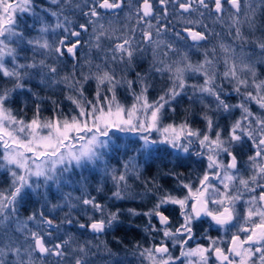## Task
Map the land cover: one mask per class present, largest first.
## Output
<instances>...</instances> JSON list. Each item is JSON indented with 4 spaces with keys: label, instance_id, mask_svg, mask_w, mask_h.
Returning a JSON list of instances; mask_svg holds the SVG:
<instances>
[{
    "label": "snow or ice",
    "instance_id": "obj_1",
    "mask_svg": "<svg viewBox=\"0 0 264 264\" xmlns=\"http://www.w3.org/2000/svg\"><path fill=\"white\" fill-rule=\"evenodd\" d=\"M0 264H264V0H0Z\"/></svg>",
    "mask_w": 264,
    "mask_h": 264
},
{
    "label": "trees",
    "instance_id": "obj_2",
    "mask_svg": "<svg viewBox=\"0 0 264 264\" xmlns=\"http://www.w3.org/2000/svg\"><path fill=\"white\" fill-rule=\"evenodd\" d=\"M89 92L91 93V89H89ZM118 95L121 98V100L125 99V94L123 93L122 90L118 93ZM155 95H156V93H152L150 98H153ZM59 98L62 99V96H60ZM128 101H129V97L127 98V102ZM64 103H65V105H67V101H65ZM185 107H187L186 102L181 104L178 107L177 119H179V117H181L183 115V109ZM50 114H51L50 112L44 113V115H50ZM31 116H32V106L29 103V106L27 109V117L31 118ZM113 163H115V161H113ZM172 170H175L176 172H183V173L187 174L191 169L189 170L188 168L177 167L176 162L173 158L166 157L164 159L155 160L154 162H152L151 168L146 169L144 175L146 178H151V177L157 176V172L159 171L161 173V177H157V179L163 185V188L164 189H172L175 187V181L171 177H163L162 178V174L164 172L172 171ZM100 179H101L100 175L97 174L94 179L90 180V184L92 185V189H90V190H92L93 195H97L93 189H94L96 183L98 181H100ZM111 188H112L111 182H108L106 184L105 193L98 195L97 198L99 200H101L102 202H104L106 196L110 195L109 190ZM136 190L142 191L143 189H142V187H137ZM65 191L67 192V191H73V190L71 188H66ZM73 195H79V193L76 191H73ZM151 205H152L151 200H145L143 202H141L139 200H137L135 202H115L113 205V210L115 209V206H119L121 208L136 207L140 210H147L148 208L151 207ZM26 207L28 208L29 211H31L33 208H39V204L30 203ZM145 223H146V220L143 217L133 218V217L127 216V214L122 215L121 216V224L119 226V229L118 230H111L107 234V236L104 238L110 242L111 247L113 248V251L119 252L121 255H123L125 245H127L128 248H131L132 245H134L137 241L144 243L145 234L142 231V228H143ZM117 240H121V241H123V243L117 244L116 243Z\"/></svg>",
    "mask_w": 264,
    "mask_h": 264
},
{
    "label": "rangeland",
    "instance_id": "obj_3",
    "mask_svg": "<svg viewBox=\"0 0 264 264\" xmlns=\"http://www.w3.org/2000/svg\"><path fill=\"white\" fill-rule=\"evenodd\" d=\"M200 57L198 56V55H193L192 56V59H193V61H195V59L197 60V59H199ZM128 104H130L131 103V98L129 97V101L127 102ZM195 126H200V127H202V124H197V125H195ZM121 135H123V134H121ZM174 162V161H173ZM193 167H196V166H193ZM189 170H190V168H188Z\"/></svg>",
    "mask_w": 264,
    "mask_h": 264
},
{
    "label": "flooded vegetation",
    "instance_id": "obj_4",
    "mask_svg": "<svg viewBox=\"0 0 264 264\" xmlns=\"http://www.w3.org/2000/svg\"><path fill=\"white\" fill-rule=\"evenodd\" d=\"M233 102H235V101H233ZM237 115H239V113H237ZM210 234H211L213 237H216L217 235H222V233H218V232L215 231V230L211 231Z\"/></svg>",
    "mask_w": 264,
    "mask_h": 264
}]
</instances>
